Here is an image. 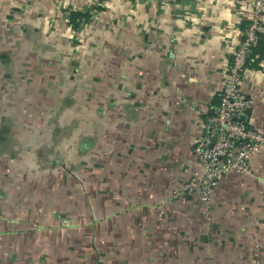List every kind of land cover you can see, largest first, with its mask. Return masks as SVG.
<instances>
[{
	"label": "crops",
	"instance_id": "0c3cea01",
	"mask_svg": "<svg viewBox=\"0 0 264 264\" xmlns=\"http://www.w3.org/2000/svg\"><path fill=\"white\" fill-rule=\"evenodd\" d=\"M6 1L10 0L0 3ZM39 1L29 3L39 8ZM45 6L43 16L60 31L72 29L70 12H88L80 30L90 43L95 32L106 34L103 30L109 28L114 32L109 44H115V55L106 51L101 62L116 66L118 97L126 99L109 104L111 118L100 124V167L94 173L98 182L90 176L86 186L88 195L92 190L104 195L90 196L88 202L115 210L120 225H164L170 240L182 232L185 242L193 233L169 226L192 230L191 224L206 225L207 234L200 228L195 240H210L206 249L212 256L229 258L222 264H264V146L251 157L250 173L228 174L218 182L207 206L195 196L174 195L195 168L193 144L219 100L232 50L251 18L253 0H45ZM241 84L251 101L245 121L264 132V36L252 46ZM18 190L25 195V187ZM6 196H0V264L19 259L14 252L21 251V241L15 231L27 235V244V239L41 241L30 247L36 251L44 241L59 250L63 234L57 229L50 237V231L40 230L32 239L28 232L34 223L21 210L26 197ZM180 244L187 255L186 244ZM71 263L83 264L76 259Z\"/></svg>",
	"mask_w": 264,
	"mask_h": 264
},
{
	"label": "rangeland",
	"instance_id": "374dc122",
	"mask_svg": "<svg viewBox=\"0 0 264 264\" xmlns=\"http://www.w3.org/2000/svg\"><path fill=\"white\" fill-rule=\"evenodd\" d=\"M29 1L21 6L18 0L0 3V196L26 197L21 210L34 223L28 232L32 239L40 230L54 237L57 229L64 239L59 250L44 241L36 251L30 247L41 241L27 239V244V235L12 232L21 241V251L14 252L19 259L12 264H70L75 259L83 264L226 262L229 258L212 256L206 249L210 240H195L200 228L207 232L206 225L191 224L192 230L169 226L193 233L185 242L182 232L170 240L164 225H120L115 210L95 208L88 202L90 196L104 195L97 190L88 195V181L92 176L98 182L94 173L100 167V124L111 118L109 104H119L116 66L101 62L106 51L115 55V44H109L114 41L113 28L103 30L106 34L95 32L90 43L82 35V25L60 31L42 14L47 9L45 0L37 2L39 8ZM19 187L26 188L25 195ZM82 195V200L75 199ZM15 209L19 211L16 205ZM124 217L127 220V214ZM46 219L59 224L44 223ZM178 243L186 244L187 255Z\"/></svg>",
	"mask_w": 264,
	"mask_h": 264
},
{
	"label": "built area",
	"instance_id": "2783aa9c",
	"mask_svg": "<svg viewBox=\"0 0 264 264\" xmlns=\"http://www.w3.org/2000/svg\"><path fill=\"white\" fill-rule=\"evenodd\" d=\"M264 36V0H253V11L231 53L218 102L192 147L195 169L175 196H195L204 205L212 200L218 182L228 173H250V157L264 145V133L245 121L251 104L241 80L253 44Z\"/></svg>",
	"mask_w": 264,
	"mask_h": 264
},
{
	"label": "trees",
	"instance_id": "16d2710c",
	"mask_svg": "<svg viewBox=\"0 0 264 264\" xmlns=\"http://www.w3.org/2000/svg\"><path fill=\"white\" fill-rule=\"evenodd\" d=\"M89 17L88 12L72 11L68 16V24L72 27L81 26Z\"/></svg>",
	"mask_w": 264,
	"mask_h": 264
}]
</instances>
